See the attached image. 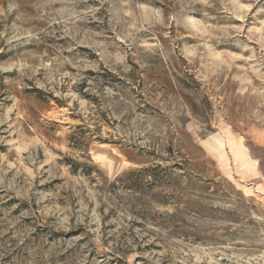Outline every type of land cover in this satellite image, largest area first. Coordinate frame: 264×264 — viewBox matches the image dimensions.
I'll return each instance as SVG.
<instances>
[{
    "label": "rangeland",
    "instance_id": "374dc122",
    "mask_svg": "<svg viewBox=\"0 0 264 264\" xmlns=\"http://www.w3.org/2000/svg\"><path fill=\"white\" fill-rule=\"evenodd\" d=\"M0 264H264V0H0Z\"/></svg>",
    "mask_w": 264,
    "mask_h": 264
},
{
    "label": "bare ground",
    "instance_id": "6f19581e",
    "mask_svg": "<svg viewBox=\"0 0 264 264\" xmlns=\"http://www.w3.org/2000/svg\"><path fill=\"white\" fill-rule=\"evenodd\" d=\"M223 146V143H220V147H222Z\"/></svg>",
    "mask_w": 264,
    "mask_h": 264
}]
</instances>
